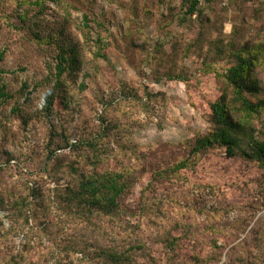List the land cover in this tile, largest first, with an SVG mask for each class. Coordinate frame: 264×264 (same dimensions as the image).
Here are the masks:
<instances>
[{
    "label": "rangeland",
    "instance_id": "obj_1",
    "mask_svg": "<svg viewBox=\"0 0 264 264\" xmlns=\"http://www.w3.org/2000/svg\"><path fill=\"white\" fill-rule=\"evenodd\" d=\"M34 1L0 0V86L13 95L0 99V165L5 168L7 207L12 211V194H25L28 176L34 187V175L42 176L46 194L54 187L43 163L54 124L57 134L65 132L71 142L90 139L97 147L102 140L110 143L101 149L95 170L127 171L130 187L122 197L127 209L138 210L153 171L168 173L157 177L147 194L150 210L145 216L124 220L146 242L135 264H196L194 246L202 264H227L237 217L263 214L256 203L264 199V170L255 161L228 157L219 146L198 154L185 168L171 167L187 158L194 139L211 127L210 103L219 95L216 73L226 67L230 48L264 43V0H206L199 19L185 14L183 0H44L42 13L26 3ZM24 9L28 13L22 23L18 15ZM31 31L55 32L60 41L77 47L82 61L80 72L57 90L49 117L41 109L43 94L48 89L52 93L49 65L56 50L33 40ZM261 78L264 83V70ZM13 106L30 119L27 126L12 113ZM255 124L264 130V113ZM69 152L68 147L57 150ZM87 155L83 149L74 156L69 153L68 159H77L74 164L81 171L91 172ZM66 179L60 183L65 185ZM154 208L159 214H153ZM49 212L46 218L30 217L28 224L19 221L17 227H11L17 221L13 212V221L0 212V264H12L10 257L17 252L25 254L26 264L27 258L33 264H57L59 251L63 254L66 241L73 238L93 250L97 231L76 228L73 217L59 209ZM177 222L188 225L196 240H182L178 260L162 242L168 233L183 234L174 228ZM82 254L74 252L70 259L96 264Z\"/></svg>",
    "mask_w": 264,
    "mask_h": 264
},
{
    "label": "trees",
    "instance_id": "obj_2",
    "mask_svg": "<svg viewBox=\"0 0 264 264\" xmlns=\"http://www.w3.org/2000/svg\"><path fill=\"white\" fill-rule=\"evenodd\" d=\"M205 1L183 0L185 14L189 17L196 15L198 19L201 18V4ZM26 3L38 7L39 13L45 9L44 0ZM24 4L25 2L19 6ZM27 13L28 10L24 9L22 15H18L20 22H25ZM85 25L87 26L86 23ZM28 29L31 30V27L29 26ZM31 32L32 39L37 43L46 44L56 50L54 61L49 65L52 72L48 82H53L52 93L46 97L45 105L41 109V112L49 117L54 113L57 90L62 87L67 77H75L80 72L82 61L77 47L71 42L60 41L55 32L47 35H42L38 31ZM2 55L1 52L0 59ZM227 55L226 67L216 73L219 95L210 103L211 127L207 133L198 135L194 139L189 156L173 165L171 167L173 171L189 166L198 154L218 146L224 148L228 157H240L255 161L264 170V130L258 129L255 124V120L260 119L264 113V83L261 78V72L264 70V43H245L236 49L230 48ZM97 56L103 57L104 55L99 53ZM12 97L13 95L5 91V85L1 84V101L4 102ZM28 99L26 97L24 101ZM11 111L18 114L24 126L29 124L30 119L25 113H22L20 108L13 106ZM112 135L114 139H117V133H112ZM97 144L98 142L90 139L71 142L65 132L58 135L55 125L52 124L43 163L48 180L55 185L46 194L44 190H41L44 187L40 182L43 181L42 176L34 175L33 181L37 183L36 187L29 185L32 179L28 176L25 194L20 192L18 197L14 194L11 195L13 197L12 211L11 207H7L10 202L4 200L7 189L2 187V172L5 168L0 165V212H5V217L12 221L13 214L16 215L17 221L14 219V222H11V227L12 223L16 227L24 222L28 224L30 217L33 219L39 218V216L46 218L49 209L53 207L59 209L61 213H65L67 217L71 215L74 220L72 225L76 228L91 229L99 233L93 237L91 244V247H94L93 250L89 249L86 241L78 238L66 241L63 254L59 251L57 264H74L70 259V255L74 252H83L84 260L86 258L96 264H135L138 253L145 250V240L136 236V233L125 226V223L129 222L128 217L141 218L147 210H150L146 202L147 194L155 188L154 182L157 177L168 173L164 170L153 171L152 181L141 191L138 210L127 209L122 202V197L130 187V183L126 179L127 171L124 169L96 171L95 167L101 162V149L110 147V143L107 144L103 140L99 147ZM67 147L72 156L83 149L88 150L89 155L87 156L94 170L83 172L74 164L75 161L78 162L77 159H68L69 153H57V150ZM66 176L68 177L65 181L66 184L62 185L60 180ZM256 208L261 209L263 214L257 217L254 212H246L244 214L247 215L237 217L233 225L235 231L230 234L235 244L229 247L225 253L227 264H264V199L260 204L256 203ZM31 210L32 213H30ZM159 210V208H154L152 212L159 214ZM19 221L21 223H18ZM0 224H2V220H0ZM31 227L33 228V226ZM174 228L183 234L173 236L168 233L162 242L171 251H174V256L177 258V250L182 247L181 242L184 238L193 243L196 240L190 232V227L185 223L177 222ZM221 233L220 230L217 235L220 236ZM107 237L112 240H108ZM213 246L216 247V243ZM10 258L12 264H26V256L23 252L12 254ZM192 260L196 264L203 262L199 258L195 246L193 247ZM27 261L28 264H33V261L28 258Z\"/></svg>",
    "mask_w": 264,
    "mask_h": 264
},
{
    "label": "water",
    "instance_id": "obj_3",
    "mask_svg": "<svg viewBox=\"0 0 264 264\" xmlns=\"http://www.w3.org/2000/svg\"><path fill=\"white\" fill-rule=\"evenodd\" d=\"M51 92V89H48L44 94H43V102L45 101V97Z\"/></svg>",
    "mask_w": 264,
    "mask_h": 264
}]
</instances>
